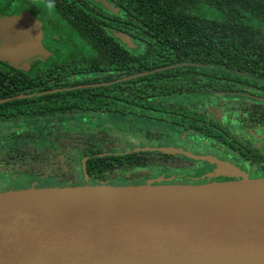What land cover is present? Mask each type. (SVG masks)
<instances>
[{"label":"trees","instance_id":"trees-1","mask_svg":"<svg viewBox=\"0 0 264 264\" xmlns=\"http://www.w3.org/2000/svg\"><path fill=\"white\" fill-rule=\"evenodd\" d=\"M106 1L117 10L101 0H0V14L42 21L49 51L29 68L0 60V190L144 183L195 164L162 150L186 138L233 148L239 169L264 176L263 146L233 129L264 130V0ZM193 95L213 96L212 110ZM114 123L147 144L127 146Z\"/></svg>","mask_w":264,"mask_h":264},{"label":"water","instance_id":"water-1","mask_svg":"<svg viewBox=\"0 0 264 264\" xmlns=\"http://www.w3.org/2000/svg\"><path fill=\"white\" fill-rule=\"evenodd\" d=\"M43 34L28 10L0 15V60L29 68L47 58ZM162 150L230 169L209 155ZM0 264H264V176L0 190Z\"/></svg>","mask_w":264,"mask_h":264},{"label":"rangeland","instance_id":"rangeland-1","mask_svg":"<svg viewBox=\"0 0 264 264\" xmlns=\"http://www.w3.org/2000/svg\"><path fill=\"white\" fill-rule=\"evenodd\" d=\"M45 39V38H44ZM45 41V40H44ZM46 43V42H45ZM48 46V45H47ZM194 99L197 100L198 96L193 95L192 96ZM213 96H201L199 97V99L197 100L198 103L202 104L203 107L208 108L210 110H212V106L211 104L213 101ZM211 103V104H210ZM102 125H109L112 122L111 118H107L104 117L103 120H100ZM71 126L79 128L81 127L80 125L82 124L84 127H88V122H83V123H78L75 121H69L68 122ZM113 130L115 131V133L124 140L125 144L127 146H141L142 144L146 143L147 141L145 140V138L142 136L141 133H139L137 131V129L131 127L128 124H124V125H120L117 123H114L113 125ZM83 127V128H84ZM92 127H94L92 125ZM234 131L237 132L239 131L238 126L233 127ZM0 131H3V129H0ZM238 133V132H237ZM176 138H182L185 136V134L180 131L178 133H174ZM253 141L255 142V144L257 146H263L264 149V133H253L252 136ZM183 142H185V146L186 149H192L193 150V154L194 155H209V156H214V158L216 157L218 159H220V157L226 158V159H220L222 161L228 162V166H230L229 170H225L226 172H220V170H223L221 167L219 166V168L217 167H213L211 166V163L206 161V160H202L200 157V159H194L196 160L194 163V165L190 166V167H184V168H180L178 171L174 170V171H165L162 174V178H168L171 179L170 182H190V180H199V179H203L206 176V172H210V176L212 175H216L214 176V180H231V179H236L237 177H241L242 174L246 173L243 170L238 168V165L240 162V157L237 156L236 152H232L230 150H225V149H220L218 147H216L215 145V141L206 143V144H201L200 142L195 143L194 138H186ZM215 146V147H214ZM180 148H183L182 146ZM184 149V148H183ZM205 161V162H203ZM81 162H79L77 164L78 169L81 170L80 167ZM210 165V166H208ZM228 171H231V173H227ZM220 172V173H219ZM232 172L237 173L236 175H234ZM247 174V173H246ZM167 176V177H166ZM6 180V178H2L0 176V185L2 183H4Z\"/></svg>","mask_w":264,"mask_h":264},{"label":"flooded vegetation","instance_id":"flooded-vegetation-1","mask_svg":"<svg viewBox=\"0 0 264 264\" xmlns=\"http://www.w3.org/2000/svg\"><path fill=\"white\" fill-rule=\"evenodd\" d=\"M13 14V13H12ZM0 15H4V14H0ZM44 31V30H43ZM43 44H44V46L45 47H48L47 45H46V43H45V41H44V37H43ZM36 58H43V57H36ZM36 58H34V59H36ZM34 59H32V61L34 60ZM212 105V104H211ZM221 115V117H223L222 116V114H220ZM264 133V130H259V131H257V132H254V131H252L250 128H239V132L238 133H241V135L244 137V138H247V139H250L254 144H255V142L253 141V139H252V136H253V133ZM185 137V136H184ZM207 142H205L204 141V139H203V141L201 142V144H206ZM173 144H174V142H173ZM185 144L186 143H181V144H178V145H176L177 147H183V148H185L186 149V146H185ZM215 145H216V147H218V148H220V149H225V150H230V151H232V152H236V154H237V156H239V157H241L240 155H239V153H238V151H236V150H234L233 148H230V147H227V146H225V145H222V144H220V143H217V142H215ZM256 145V144H255ZM257 146V145H256ZM215 147V146H214ZM262 147V146H261ZM216 157H219V156H216ZM220 159H226V158H223V157H220ZM241 162V161H240ZM240 168H242V169H244V170H246L245 169V167H246V165H244V164H242V163H239V165H238ZM184 168V167H183ZM180 168H176V169H172L171 171H178ZM210 172H206V176L203 178V179H199V180H190V182L189 183H199V182H205V181H210V180H214L215 178H214V176H216L215 174L214 175H212V176H210ZM160 177H163V176H160ZM167 177V176H166ZM154 178H157V177H150V178H148V179H146V181H148L149 179H154ZM164 179V181L165 182H170V180L171 179H168V178H163ZM187 182V181H186Z\"/></svg>","mask_w":264,"mask_h":264}]
</instances>
